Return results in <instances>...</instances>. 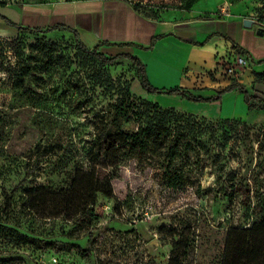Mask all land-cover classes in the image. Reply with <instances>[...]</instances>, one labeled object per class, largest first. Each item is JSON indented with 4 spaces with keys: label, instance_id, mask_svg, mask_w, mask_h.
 <instances>
[{
    "label": "rangeland",
    "instance_id": "1",
    "mask_svg": "<svg viewBox=\"0 0 264 264\" xmlns=\"http://www.w3.org/2000/svg\"><path fill=\"white\" fill-rule=\"evenodd\" d=\"M53 1L0 3L21 8ZM123 1L150 19L168 12L182 19L236 17L264 29V0H196L189 8L190 0ZM247 85L248 93L264 96V79L252 74ZM139 88L128 60L103 65L67 30L26 31L0 21V257L7 264H220L227 229L262 218L264 110L248 109L241 91L249 122L186 113L169 107V96L177 94L158 93L156 104L171 108L175 127L187 134L178 142L174 166L151 152L119 161L113 196L97 194L93 213L78 217L75 208L87 194L74 198L60 189L79 167L89 168L88 153L102 131L137 129L114 106L126 98L136 105L148 101ZM200 125L208 130L197 133ZM163 171L178 172L177 182L168 184ZM230 181L245 188L231 202L221 191L205 190ZM21 234L28 242L18 240ZM44 243L59 249L42 250Z\"/></svg>",
    "mask_w": 264,
    "mask_h": 264
},
{
    "label": "crops",
    "instance_id": "2",
    "mask_svg": "<svg viewBox=\"0 0 264 264\" xmlns=\"http://www.w3.org/2000/svg\"><path fill=\"white\" fill-rule=\"evenodd\" d=\"M6 9L10 10L4 15L22 26L44 28L62 24L75 30L89 48L106 42L107 45L99 47L104 54L137 56L145 64L147 79L156 88L180 87L195 95L217 97L232 82L241 83L246 89L252 74L264 72V39L258 40L257 29L243 28L242 21L236 17L182 19L181 15L168 12L155 20L137 13L123 0H54L21 8L7 6L1 12ZM233 43L246 49L252 57L246 75L236 80L220 75L218 64L235 51ZM205 90L210 92L201 94ZM138 92L148 101L159 104L162 94L150 95L140 88ZM169 98L173 103L169 107L199 117L249 122L250 112L238 89L209 102H194L178 95Z\"/></svg>",
    "mask_w": 264,
    "mask_h": 264
},
{
    "label": "trees",
    "instance_id": "3",
    "mask_svg": "<svg viewBox=\"0 0 264 264\" xmlns=\"http://www.w3.org/2000/svg\"><path fill=\"white\" fill-rule=\"evenodd\" d=\"M196 0H190L186 7H190ZM7 6L0 3V20L6 25L18 28L20 30L33 31H52V30H67L71 32L78 43V47L87 55L93 57L96 61L103 65H111L119 60H128L135 68L136 77L138 78L139 85L147 93H168L177 94L181 98L191 101H211L219 98L220 94L225 91L238 89L244 93L245 102L248 109L264 110V96L256 94H250L245 90L243 85L238 82H232L224 87L217 97H202L195 95L180 87H171L167 89L156 88L152 86L147 79L145 72V64L135 55L128 53H120L116 55H107L100 52L99 47L107 45L106 42H99L93 47L89 48L82 43L77 32L65 25L57 24L49 27H29L22 26L19 23H15L10 18L5 16L1 9H5ZM143 16V15H142ZM145 17V16H144ZM162 18V17H161ZM161 18L155 19L159 20ZM158 37H154L150 42L148 48H151ZM226 38V36L224 35ZM235 51L244 54L249 60H252L249 52L233 43ZM251 62V61H250ZM255 76L262 80L264 79V72L256 73ZM115 113L118 114L124 121L134 120L137 122V129L135 131H116L104 130L100 133L104 137L103 142L101 138H97L93 143V152L88 153L87 160L89 161L88 169L83 170L82 167L78 168L75 175L72 176L69 185L65 189H60L64 194L74 197L86 193L88 199L83 204H79L75 208V212L79 218H84L90 213H93V207L95 204V198L97 194L105 197L113 196V189L111 180L114 177L113 172L118 169L117 165L119 161L129 160L132 158H141L147 152H151L158 157V160L163 157L162 160L168 162V164L174 166L175 156L177 154L176 149L178 142L182 137L187 134L184 133L180 127H175L176 121L172 119L173 110L170 108H162L158 104L144 101L141 105H136L133 101L125 100L119 101L115 106ZM221 121L232 122L240 121L235 119H222ZM204 122V120H203ZM245 122V121H242ZM5 118L0 117V139L4 134ZM197 133H204L208 128L201 125L197 128ZM182 146L190 148L191 145L188 141H182ZM2 147H0V151ZM174 168V167H173ZM167 174L163 171V177L167 179L168 184L171 180L177 182V178L174 174ZM217 187L208 186L206 191H221L223 197L227 202H231L235 191L243 190L241 183H234L233 181L217 183ZM248 185L246 190L248 191ZM31 190L36 193L39 188L34 187ZM68 198V197H67ZM82 200V198H79ZM18 240L28 242L24 239V235H18ZM42 250L48 248L59 249L57 246H52V243H44L39 245ZM86 251H82L84 254ZM9 259L0 257V264H7ZM220 264H264V215L259 220H256L247 226H230L226 232V238L224 242V249Z\"/></svg>",
    "mask_w": 264,
    "mask_h": 264
},
{
    "label": "built area",
    "instance_id": "4",
    "mask_svg": "<svg viewBox=\"0 0 264 264\" xmlns=\"http://www.w3.org/2000/svg\"><path fill=\"white\" fill-rule=\"evenodd\" d=\"M218 64L220 75L230 80H236L246 75L250 60L244 54L234 51Z\"/></svg>",
    "mask_w": 264,
    "mask_h": 264
},
{
    "label": "water",
    "instance_id": "5",
    "mask_svg": "<svg viewBox=\"0 0 264 264\" xmlns=\"http://www.w3.org/2000/svg\"><path fill=\"white\" fill-rule=\"evenodd\" d=\"M254 21L252 19H243L242 26L244 27H251ZM257 34H264V29L258 28Z\"/></svg>",
    "mask_w": 264,
    "mask_h": 264
}]
</instances>
